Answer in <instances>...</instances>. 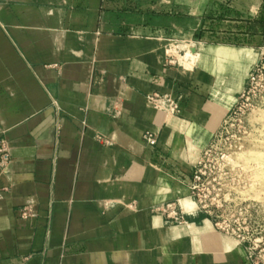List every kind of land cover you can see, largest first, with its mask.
<instances>
[{
    "label": "crops",
    "instance_id": "1",
    "mask_svg": "<svg viewBox=\"0 0 264 264\" xmlns=\"http://www.w3.org/2000/svg\"><path fill=\"white\" fill-rule=\"evenodd\" d=\"M262 4L0 0V264H252L191 190L246 79L229 93L182 43L220 8L234 40L204 46L240 49Z\"/></svg>",
    "mask_w": 264,
    "mask_h": 264
},
{
    "label": "rangeland",
    "instance_id": "2",
    "mask_svg": "<svg viewBox=\"0 0 264 264\" xmlns=\"http://www.w3.org/2000/svg\"><path fill=\"white\" fill-rule=\"evenodd\" d=\"M261 13L258 21L251 20L249 12L243 15L247 17L244 33L248 36L236 43L240 49L204 46L225 43L210 34L226 27L222 20L229 18H221L224 13L216 17L205 15L200 31L193 37H184L182 43L186 61L195 66L199 59L205 68L218 73L228 92L242 90L241 80L246 79L245 88L202 151L197 165L201 180L194 198L200 208L211 213L225 234L245 248L246 257L253 264H264V0ZM183 23L190 25L186 20ZM230 28L233 31L243 27L235 24ZM189 31L186 29L185 33ZM213 47L246 51L250 58L236 62L234 69L238 71L233 69L235 63L227 66L226 73L224 67L216 70L212 63H205V50Z\"/></svg>",
    "mask_w": 264,
    "mask_h": 264
},
{
    "label": "built area",
    "instance_id": "3",
    "mask_svg": "<svg viewBox=\"0 0 264 264\" xmlns=\"http://www.w3.org/2000/svg\"><path fill=\"white\" fill-rule=\"evenodd\" d=\"M213 13H211V15H214L216 17V16L224 13V10L217 8L214 10ZM214 16H212V17H214ZM213 38H216L218 41H222V42H228L229 40H234V39H231V37H229L228 35L227 36L215 35V36H213ZM144 140L149 145H156L158 143L157 135L155 133L149 132V131L144 134ZM0 146H1L0 150L3 153V159H6L7 153L5 151V142L3 140L0 141ZM200 180H201V175H200L199 170L196 167L194 172H193V182L191 185L193 197H195L196 191L198 189V182ZM200 209L211 215V213L209 211H207L206 209H203V208H200ZM157 211L159 213H161L163 216H165L167 221L170 223L184 224L187 222L186 217H185L186 213H185V211H183L180 208V206L177 202L162 204L161 206H159L157 208ZM217 226L220 230H223L222 227L219 225V223H217ZM248 261H250V260L248 259ZM250 262H252V261H250Z\"/></svg>",
    "mask_w": 264,
    "mask_h": 264
},
{
    "label": "bare ground",
    "instance_id": "4",
    "mask_svg": "<svg viewBox=\"0 0 264 264\" xmlns=\"http://www.w3.org/2000/svg\"><path fill=\"white\" fill-rule=\"evenodd\" d=\"M205 57H206V61L205 63L207 64V66H209L210 63H212L213 65L211 66L212 68L216 69L217 68H221L224 67L223 69H225L226 71V67L230 66L231 64H233V69L236 66V64L241 63V62H245L250 58V55L248 52L246 51H241V50H231V49H226V48H210V49H206L205 50ZM237 62V63H236ZM231 69V67L229 68V70ZM237 70V68H235ZM234 69V70H235ZM247 69V68H246ZM245 69V70H246ZM219 70V69H218ZM238 71V70H237ZM240 71V70H239ZM228 71H226L227 73ZM234 72V71H233ZM232 72V73H233ZM229 73V72H228ZM231 73V72H230ZM240 73V72H239ZM242 73V72H241ZM224 74V72H223ZM234 74V73H233ZM246 74V73H245ZM244 74V76H245ZM238 77V76H235ZM246 77V76H245ZM245 77H243L242 79H244ZM239 78V77H238ZM240 79V78H239ZM244 82V80H241ZM240 86V85H239ZM238 87V86H237ZM242 89V88H240ZM237 90V89H235ZM230 92V91H229ZM232 92V91H231ZM230 92V93H231ZM224 93V92H223ZM215 98L218 102H223L224 100H227V96L218 92V90L215 93ZM219 104H216V107H218ZM217 112V111H215Z\"/></svg>",
    "mask_w": 264,
    "mask_h": 264
}]
</instances>
